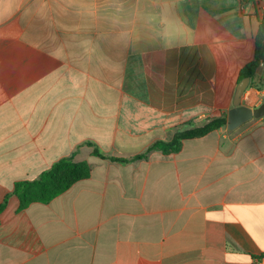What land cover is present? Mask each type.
Listing matches in <instances>:
<instances>
[{
    "label": "crops",
    "instance_id": "obj_1",
    "mask_svg": "<svg viewBox=\"0 0 264 264\" xmlns=\"http://www.w3.org/2000/svg\"><path fill=\"white\" fill-rule=\"evenodd\" d=\"M264 16L249 0H0V264H264V117L226 115ZM242 105L264 103V64ZM89 178L19 210L61 158ZM261 258V259H259Z\"/></svg>",
    "mask_w": 264,
    "mask_h": 264
},
{
    "label": "trees",
    "instance_id": "obj_2",
    "mask_svg": "<svg viewBox=\"0 0 264 264\" xmlns=\"http://www.w3.org/2000/svg\"><path fill=\"white\" fill-rule=\"evenodd\" d=\"M261 64H264V16L260 19L254 36L253 60L247 63L240 70L238 82L245 77H249L251 79L250 87H252V80L255 76L256 70ZM226 120L227 116L224 115L212 119L201 127L193 128L184 132H178L174 134L170 141H157L150 145L146 151L130 159L106 157L96 148L93 149L92 154L100 159H108L112 162L127 164L146 158V156L153 151L160 152L165 155L176 153L180 150L184 140L201 138L212 131L226 127ZM90 173L91 168L87 163L74 162L72 156L61 158L47 171L41 173L36 180L16 182L13 187L12 195L18 198L19 210H24L32 203L47 204L57 196L66 192L76 182L89 178ZM6 200L7 197L0 205V212L6 204Z\"/></svg>",
    "mask_w": 264,
    "mask_h": 264
},
{
    "label": "water",
    "instance_id": "obj_3",
    "mask_svg": "<svg viewBox=\"0 0 264 264\" xmlns=\"http://www.w3.org/2000/svg\"><path fill=\"white\" fill-rule=\"evenodd\" d=\"M250 78L241 79L235 87L232 96V108L227 113L226 128L233 131L251 119L264 117V103L256 108H249L242 105V95L249 86Z\"/></svg>",
    "mask_w": 264,
    "mask_h": 264
},
{
    "label": "built area",
    "instance_id": "obj_4",
    "mask_svg": "<svg viewBox=\"0 0 264 264\" xmlns=\"http://www.w3.org/2000/svg\"><path fill=\"white\" fill-rule=\"evenodd\" d=\"M251 1L257 8L261 7L262 0H249ZM259 264V263H256Z\"/></svg>",
    "mask_w": 264,
    "mask_h": 264
}]
</instances>
